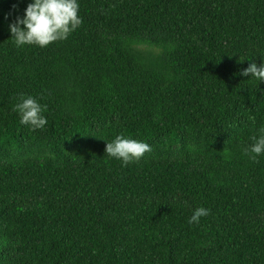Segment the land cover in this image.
I'll return each instance as SVG.
<instances>
[{
  "label": "trees",
  "instance_id": "16d2710c",
  "mask_svg": "<svg viewBox=\"0 0 264 264\" xmlns=\"http://www.w3.org/2000/svg\"><path fill=\"white\" fill-rule=\"evenodd\" d=\"M29 2L0 0V264H264V82L239 75L264 0H79L67 40L17 48ZM116 135L152 151L124 166Z\"/></svg>",
  "mask_w": 264,
  "mask_h": 264
},
{
  "label": "clouds",
  "instance_id": "9594fccd",
  "mask_svg": "<svg viewBox=\"0 0 264 264\" xmlns=\"http://www.w3.org/2000/svg\"><path fill=\"white\" fill-rule=\"evenodd\" d=\"M79 10V0H30L22 16L13 17L10 13L4 18L9 21L8 28L17 48H46L55 42L67 40L82 25ZM239 75L264 82V64L258 66L256 63H250ZM13 110L20 116L19 123L31 131L42 130L48 123L45 116L47 105H42L34 97L22 95ZM251 139L252 143L245 149V154L252 160H257L264 155V127ZM151 151L152 147L147 142L124 135H116L106 144V155L122 161L124 166L138 162ZM210 211L204 207L195 209L188 223L198 224L202 217L210 215Z\"/></svg>",
  "mask_w": 264,
  "mask_h": 264
}]
</instances>
